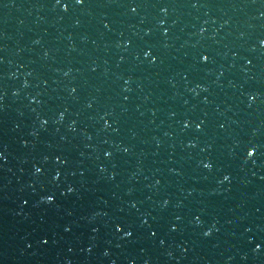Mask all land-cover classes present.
<instances>
[{
  "label": "water",
  "instance_id": "obj_1",
  "mask_svg": "<svg viewBox=\"0 0 264 264\" xmlns=\"http://www.w3.org/2000/svg\"><path fill=\"white\" fill-rule=\"evenodd\" d=\"M0 264H264V0H0Z\"/></svg>",
  "mask_w": 264,
  "mask_h": 264
}]
</instances>
